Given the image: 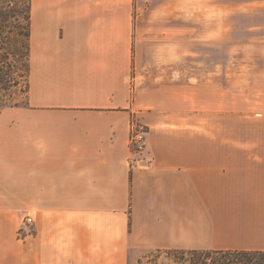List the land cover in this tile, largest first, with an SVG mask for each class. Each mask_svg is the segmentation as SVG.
<instances>
[{
  "label": "crops",
  "instance_id": "obj_1",
  "mask_svg": "<svg viewBox=\"0 0 264 264\" xmlns=\"http://www.w3.org/2000/svg\"><path fill=\"white\" fill-rule=\"evenodd\" d=\"M134 2L31 0L27 105L0 114L16 119L0 132V264L264 252V67L238 99L212 79L150 81Z\"/></svg>",
  "mask_w": 264,
  "mask_h": 264
},
{
  "label": "rangeland",
  "instance_id": "obj_2",
  "mask_svg": "<svg viewBox=\"0 0 264 264\" xmlns=\"http://www.w3.org/2000/svg\"><path fill=\"white\" fill-rule=\"evenodd\" d=\"M27 16L28 0H0V36L9 33L15 53L20 52L10 61L19 83L12 101L21 107L27 104ZM134 42L137 63L148 68L141 69L140 76L150 81L212 79L238 99L242 78L264 67V0H135ZM6 125L15 126L16 119L0 124V132ZM189 261L176 251L136 250L129 264Z\"/></svg>",
  "mask_w": 264,
  "mask_h": 264
},
{
  "label": "trees",
  "instance_id": "obj_3",
  "mask_svg": "<svg viewBox=\"0 0 264 264\" xmlns=\"http://www.w3.org/2000/svg\"><path fill=\"white\" fill-rule=\"evenodd\" d=\"M28 29L26 37L27 45V62L30 53V35H31V0H28V16L26 19ZM1 32V31H0ZM21 33V32H20ZM9 33L4 38L0 36V114L8 108H22L18 103L12 101V91L19 85L14 78V65L10 61L11 58L20 57V52L15 53L16 47H13L10 41ZM18 52V51H17ZM6 61V62H5ZM26 97L29 93V64L26 76ZM27 105V104H26ZM25 107V106H24ZM182 260L186 257L190 264H264V252H246V251H215V252H199V251H176Z\"/></svg>",
  "mask_w": 264,
  "mask_h": 264
},
{
  "label": "built area",
  "instance_id": "obj_4",
  "mask_svg": "<svg viewBox=\"0 0 264 264\" xmlns=\"http://www.w3.org/2000/svg\"><path fill=\"white\" fill-rule=\"evenodd\" d=\"M130 145L134 154L142 155L145 153L147 149V131L144 127L137 125L136 123L133 124ZM25 223L28 225L32 224L31 217H27Z\"/></svg>",
  "mask_w": 264,
  "mask_h": 264
}]
</instances>
